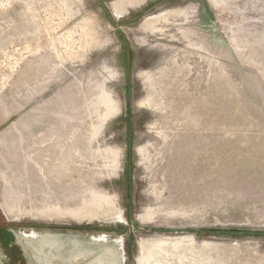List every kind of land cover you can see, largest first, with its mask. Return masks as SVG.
Returning <instances> with one entry per match:
<instances>
[{
  "label": "rangeland",
  "instance_id": "1",
  "mask_svg": "<svg viewBox=\"0 0 264 264\" xmlns=\"http://www.w3.org/2000/svg\"><path fill=\"white\" fill-rule=\"evenodd\" d=\"M115 257L264 264V0H0V264Z\"/></svg>",
  "mask_w": 264,
  "mask_h": 264
},
{
  "label": "bare ground",
  "instance_id": "2",
  "mask_svg": "<svg viewBox=\"0 0 264 264\" xmlns=\"http://www.w3.org/2000/svg\"><path fill=\"white\" fill-rule=\"evenodd\" d=\"M104 99H105V97H104ZM109 100V99H108ZM108 108H109V112H114V110H115V108H114V105L112 106V105H108ZM111 112V113H112ZM54 158V157H53ZM52 158V159H53ZM55 169V168H54ZM118 259H120L119 257H115V258H112V260L114 261L113 263H111V264H119L118 263Z\"/></svg>",
  "mask_w": 264,
  "mask_h": 264
},
{
  "label": "trees",
  "instance_id": "3",
  "mask_svg": "<svg viewBox=\"0 0 264 264\" xmlns=\"http://www.w3.org/2000/svg\"><path fill=\"white\" fill-rule=\"evenodd\" d=\"M14 226L16 225V224H13Z\"/></svg>",
  "mask_w": 264,
  "mask_h": 264
}]
</instances>
